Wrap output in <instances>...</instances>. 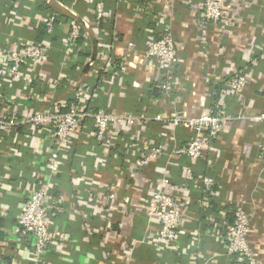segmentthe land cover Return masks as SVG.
Wrapping results in <instances>:
<instances>
[{
  "label": "crops",
  "instance_id": "crops-1",
  "mask_svg": "<svg viewBox=\"0 0 264 264\" xmlns=\"http://www.w3.org/2000/svg\"><path fill=\"white\" fill-rule=\"evenodd\" d=\"M202 2L104 0L107 16L97 27L93 7L87 0H0V51L25 40L45 43L44 18L52 13L60 21L52 34L56 43L50 48V62L31 87L32 91L23 90L21 94L19 81L7 87L0 84V113L8 109L6 113L19 117L22 110L33 109L31 100L8 104L12 97L20 95L54 96L50 101L36 99L37 109L51 108L54 101V107L76 102L77 87L86 84L91 91L86 100L94 110L196 115L209 110L210 105L214 107L204 96L212 79L220 76L216 79L220 81L230 69L238 67L248 75L250 83L244 91L242 107L231 97L225 101L228 111L233 114L264 111L260 97V91L264 90V0H241L236 13L230 14L231 27L224 32L220 25L209 22L205 44L197 12ZM157 13L164 17L158 15L154 19ZM71 18L80 21L87 31L82 41L87 55L79 59L78 73L74 66L63 68L68 79L63 78L59 91L53 93L48 79L56 73L54 65L62 60L59 46L67 35ZM164 24L171 27L180 58L176 76L181 85L169 94L159 88L163 77L156 63L142 57L147 34H160ZM100 38L105 43L104 52L100 51ZM130 43H134V50ZM110 63H115L113 74H102ZM122 63L125 70L119 72ZM191 132L186 127L148 123L134 126L128 135L118 127L108 133L105 145H98L91 122L84 121L75 137L59 151L61 162L56 179L59 177L60 181L54 180L59 209L50 211L48 216L51 232H61L64 238L56 235L44 263L189 264L191 254L201 264H234L225 256L224 245L218 238L223 237L234 206L244 201L251 215L249 241L259 263L264 264V124L230 123L216 145L195 162L165 151L139 173L127 167L137 155L141 140L171 148L189 141ZM30 135L33 141L30 138L27 142L22 126L9 134L0 132V264L34 261L23 235L17 232L16 220L25 196L46 172V157L54 146L46 140L47 131L38 130ZM163 171L174 183L188 184L185 177L195 174H210L217 181L218 195L207 212L199 208L196 197L187 200L191 217L186 218L179 231L177 254L172 249L156 252L144 242L147 230L158 229L156 219H148L134 209L124 216V209H113L125 198L133 203L142 201L157 187ZM109 188L117 194L112 208L111 202L95 206L97 194ZM91 209L99 213V219L90 214ZM209 210L214 221L206 216ZM106 218L110 221V233L100 230V221ZM122 238L132 241L133 248L123 244Z\"/></svg>",
  "mask_w": 264,
  "mask_h": 264
},
{
  "label": "built area",
  "instance_id": "built-area-1",
  "mask_svg": "<svg viewBox=\"0 0 264 264\" xmlns=\"http://www.w3.org/2000/svg\"><path fill=\"white\" fill-rule=\"evenodd\" d=\"M87 1L91 2L89 4L93 7L94 24L100 27V23L107 16L104 0ZM241 3V0H203L197 12L202 34L201 39L204 44L206 25L212 22L220 25L222 32L228 30L232 25L230 14L236 13V9L239 8ZM158 15L161 14L157 13L154 19H158ZM161 16L164 17V15ZM56 18L57 16L50 13L43 20L46 32L45 43H34L25 40L20 45L6 46L0 51V84L3 83L7 87L16 85L19 81L22 84V87H20L21 94L23 90L25 92L32 91L31 87L41 77L40 73L43 68L50 62V48L54 44L49 41V37H52L56 26L60 22ZM67 25V35L61 39L59 46L62 60L54 65L56 73L48 79V87L51 90L54 89L53 93L60 87L63 78L65 81L68 79V76L64 73V67L67 65L74 66L77 73L80 71V60L83 59L82 55L85 52L82 41L86 37V29L76 18L69 19ZM96 29L100 33V29ZM100 40V51L104 52L106 50L105 43L102 38ZM129 47L134 50V43H130ZM142 57L145 60L155 62L158 70L162 73L163 78L159 85L161 92L169 94L179 89L181 83L178 79L179 76H176V71L180 58L170 26L164 24L158 35L147 34ZM114 65L115 63H110V65L104 67L105 71L101 72L113 74ZM124 70L125 63H122L119 72ZM218 77L212 79L204 94L214 103V107L210 105L209 110L196 115L125 114L94 110L90 108L86 100L91 93L90 86L88 87L86 84L77 87L76 102H64L57 107H54L56 101L53 102L51 108L37 109L34 107L36 99L41 101L55 99L54 96L47 97L45 94L44 96L32 94L29 97L20 95L12 97L10 101L7 100L8 104H13V101L15 103L20 99L25 102L31 100L33 109L30 111L28 109L22 110L19 117L6 113L8 109L4 110L0 113V132L9 134L17 127L22 126L26 130V140L29 142L30 134L38 130L47 131L46 140L54 146L46 157L47 160L44 165L46 172L39 177L32 185L30 192L25 196L16 220L17 232L23 235L32 251L31 255L34 261L31 264H45L44 258L48 255L56 235L59 239L64 238V234L61 232H58V234L51 232V221L48 213L59 209L60 201L53 188L61 162L59 151L75 137L84 121L91 122L94 139L98 145H105L108 133L111 130H117L118 127L122 128L128 135L132 133L134 126L140 127L148 123H160L174 128L186 127L192 131V137L189 141L171 148H167L165 144H154L153 142L149 143V141L141 140L139 142L141 144H138L136 149L137 155L131 160V165H127L128 168L130 167L138 173L165 151L185 157L192 162L199 160L205 151L216 145V141L230 123L264 124V111L254 114H249L246 111L233 114L228 111L226 106L225 101L228 98L235 97L242 107L244 91L250 83L248 75L238 67L230 69L224 79L217 81ZM215 80L217 83H213ZM216 87H219L218 94L215 91ZM260 92V97L264 102V90L262 89ZM214 96L216 97L215 102ZM32 141L31 138L30 142ZM159 178L160 181L157 187L142 201L133 203V200L129 201L128 198H125L124 201L117 202L113 209L117 211L124 209L122 211L123 216L126 212L128 213L131 209H134V212H141L148 219H156L158 229L156 232L147 230L144 242L152 245L156 252H169L172 249L177 254V251H179L177 245L179 231L183 227L186 218L191 217L189 206L186 205L187 200L196 197L195 202L198 203L199 208L204 213L207 212L210 203L215 201L214 199L218 195L217 181L210 174H195L185 177L184 182H189L188 184L174 183L170 180L171 178L166 171L161 172ZM97 196L99 200L101 199L100 202L98 199L95 202L97 207L111 202L112 205L109 207L112 208L117 200L116 191L112 188H109L105 193H98ZM244 205L245 202L240 201L234 206L231 221L225 223L223 237L217 238L224 245L225 256L232 259L234 264H260L256 251L249 241L248 236L252 230L251 215ZM201 210L200 213L202 214ZM90 214L99 219V213L94 209H91ZM208 214L206 216L210 217L209 221H214L212 211ZM100 223L101 232H111L110 221L107 218L100 221ZM121 240L123 244L133 248L134 243L128 238H122ZM190 259L189 264H195V262L201 264L191 254Z\"/></svg>",
  "mask_w": 264,
  "mask_h": 264
},
{
  "label": "trees",
  "instance_id": "trees-1",
  "mask_svg": "<svg viewBox=\"0 0 264 264\" xmlns=\"http://www.w3.org/2000/svg\"><path fill=\"white\" fill-rule=\"evenodd\" d=\"M46 38V37H45ZM49 41L50 42H52V44H55L56 43V41H55V39L53 38V37H49ZM105 41V40H104ZM87 55V53L86 54H83L82 56L83 57H85ZM103 74V73H102ZM58 91H59V88L57 89ZM217 93L216 94H218V91H219V87H216V90H215ZM214 102H215V100H216V97L214 96ZM72 100V99H71ZM70 102H72V101H70ZM69 102V103H70ZM60 109H63V108H60ZM61 111H64V110H61ZM24 132V131H23ZM26 142V141H25ZM56 181H60V178L58 177L57 179H56ZM53 188H55V187H53ZM55 191H56V189H55ZM210 204H212L213 205V202H211ZM210 211H212V210H210ZM209 211V212H210Z\"/></svg>",
  "mask_w": 264,
  "mask_h": 264
}]
</instances>
